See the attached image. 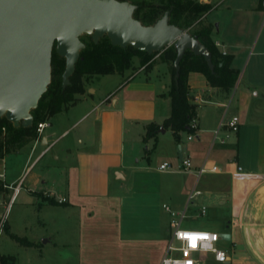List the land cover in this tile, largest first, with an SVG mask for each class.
<instances>
[{"label": "crops", "instance_id": "0c3cea01", "mask_svg": "<svg viewBox=\"0 0 264 264\" xmlns=\"http://www.w3.org/2000/svg\"><path fill=\"white\" fill-rule=\"evenodd\" d=\"M194 1L210 4L214 9L224 0ZM258 9L263 11L262 0L259 2ZM208 13L203 19L207 21L206 23H212L208 20ZM212 39L214 42H221L213 37ZM221 43L223 46L218 48L219 51L224 50L232 55L227 46ZM153 60V65L147 67L140 64V58L135 57L133 67L137 68L136 74L110 91L107 90L98 95V89H91L93 90L91 93L89 87L84 94L76 95L77 100L74 104L68 105L48 120L49 126L45 128L42 136L20 150L29 147L27 160L21 172L24 168L28 172L26 185L30 194L23 200V205H37L39 211L59 206L84 209L101 201L108 204L110 213L118 210L122 213V200L139 199L132 197L131 192L126 194V188L121 186L127 180L125 171L134 168L131 163L135 156L134 136L142 135L143 140L148 124L155 123L162 126L172 112L171 99L167 95L172 84L170 66L160 61L159 55ZM141 72L145 74V78L136 80V76ZM189 86L193 102L198 105L196 120L198 131L195 141L201 145L202 149L208 143L213 148L216 145L213 144L214 131L226 117L231 104L232 98H229V95L235 96L237 92H232L234 88L230 92H223L211 87L206 77L198 72L189 74ZM253 95L258 96L259 92L243 91L238 96L237 111L241 123L237 132L238 142L241 141V128L247 123ZM226 99L229 101L227 102ZM206 109L209 110L206 111ZM217 110H221V113L219 114ZM260 111L261 108L256 109V112ZM79 125L77 134L67 143L60 144L70 135L69 131ZM263 128L260 126L257 129L252 159L247 167L241 165L239 149L236 154L223 152L224 148L220 147L228 145V142L218 144L220 147L212 158L207 151L205 153L196 151L199 146L185 151L184 146L180 145L182 157H189L192 160L194 170L203 166L208 169L215 167L216 170L203 174L199 180L195 171L166 172L174 181L164 187L168 205L174 211H185L186 217L193 214L216 216L222 223L226 222L227 230L222 233L231 234L232 241L238 238V233L244 225H264ZM168 131L171 130L165 129V132H162L160 129L155 137L146 142L157 140L159 135ZM169 147V157L176 158L177 166H179L181 161L179 153L175 152L172 144ZM229 151L232 152V148ZM0 160L3 161L4 158ZM239 167L242 169L239 170ZM205 177L208 180L203 182L204 185L201 188L200 181ZM4 178L5 174L0 179L9 184ZM19 178H21L20 175L17 179ZM113 181L121 184L118 190L111 187ZM195 189L201 191L198 196L204 193L208 197L214 195L212 205L209 207L205 204L198 205V196L193 203L189 202V196ZM55 190L62 193L59 199L62 197L67 199L64 204H60L59 199L57 200ZM9 195L10 191L7 198L3 197L4 200L9 199ZM48 197H54L59 203L50 204ZM142 197L147 203H144L143 217L139 218L138 215V220L133 218L136 222L135 227L132 226L133 230L126 232L119 229L112 235L101 237L98 242L95 239L82 241V256H85L84 250L96 249L100 253V256H92V252L89 251L82 259L83 264H160L171 236L172 217L162 206L166 203L160 205V202L155 199L158 196ZM203 207L206 208L205 214H202ZM162 211L165 213V220H163ZM195 224L198 223L182 227L181 221V227L184 229L215 231L209 228L203 229ZM204 258V264H217L206 256ZM231 260L233 261L232 257Z\"/></svg>", "mask_w": 264, "mask_h": 264}, {"label": "rangeland", "instance_id": "374dc122", "mask_svg": "<svg viewBox=\"0 0 264 264\" xmlns=\"http://www.w3.org/2000/svg\"><path fill=\"white\" fill-rule=\"evenodd\" d=\"M132 1L142 2L143 4L166 2V0ZM259 2L260 0H224L217 8L212 9L207 16L208 20L215 25L212 37L223 42L228 51L232 52L233 66L239 70L237 84L232 90V92L237 93L235 96L229 95V98L232 99L224 120L227 122L233 116H238L237 108L240 92H259L258 96L253 95L247 123L241 128V141L238 142L236 132H230L228 145L220 147L216 144L211 148L210 143H208L202 149L201 145H198L195 141L197 133L183 132L180 143L175 141L171 131L162 133L157 140L153 139L146 143L143 142L142 135H135L133 140L136 142L133 150L135 156L131 162L134 168L125 171L127 180L122 185L113 181L111 186L114 190H118L119 185H121L127 190V193H123L128 194L131 192L132 197L139 198L136 200L132 198L122 200V213H119L118 210L111 212V214L107 208L108 204L101 201L84 209L59 206L39 211L37 205L22 204L26 196L30 194L27 188L23 189L6 215L5 224L0 235V264H83L82 259L90 250H84L85 256H82V241L95 239L98 242L101 237L112 235L119 229L126 232L131 230L132 226L135 227L134 224H136L133 218L136 220L141 218L144 212V203H147L146 200L142 199V196H158L155 199L160 202V205L163 203L168 204L164 187L174 181L171 175L166 173L170 171H161L158 168L164 161L170 162L174 168L178 167L177 159L169 157L170 144L173 145V149L177 154L179 153V145L184 146L185 151L192 148L196 149V146H199L196 151L199 153L207 151L210 158L214 157L219 147L224 148L223 152H234L235 154L239 149L241 165L248 166V162L252 159L254 140L257 139V129L260 126L264 127V12L258 9ZM206 22L203 19V23ZM197 23L198 21L184 29L194 31L197 28ZM81 38L86 44L90 42L88 35H83ZM141 60L143 61L144 58L140 59V64L144 65ZM126 71L124 76L114 73L107 76L84 77L85 88L90 87L89 92L91 93H93L91 89H98V95L104 91H110L118 84L124 83L125 80L133 77L137 68L132 66ZM93 78H95L94 81ZM143 78H145L143 72L136 76V80ZM257 108H261V111L256 112ZM217 112L220 114L221 110H217ZM79 128L80 125L77 128H72L69 131L71 132L70 135L64 138L60 144L67 143L77 134ZM189 135H194V141L188 140ZM231 148L232 152L229 151ZM28 152L29 147L18 153L8 154L3 161L0 160V172L5 174L4 180L7 183L11 184L19 175L26 179L28 175L26 168L23 172L21 171L27 160ZM206 180L208 178H202L199 187L202 188L203 182ZM54 193L57 200L62 195L57 190ZM8 194L9 191L2 193L1 196L7 198ZM5 201H8V199ZM213 201L214 195L208 197L204 193L197 197L198 205L205 204L209 207ZM2 211L4 210L0 207V214L3 213ZM162 212L163 220H165V213ZM191 223H198L195 225L201 226L203 229H213L218 233L227 230L226 222L222 223L212 214L188 216L182 220V227L191 225ZM233 241L226 240L218 243V247L228 251L233 258L231 264H264V225H244L238 233V238ZM90 252H92V256H100L96 249L94 251L91 249ZM203 256L208 257L210 261L213 260L211 255L204 254Z\"/></svg>", "mask_w": 264, "mask_h": 264}, {"label": "water", "instance_id": "95a60500", "mask_svg": "<svg viewBox=\"0 0 264 264\" xmlns=\"http://www.w3.org/2000/svg\"><path fill=\"white\" fill-rule=\"evenodd\" d=\"M135 10L132 2L119 0H0V119L5 117L15 127L33 125L32 110L51 83L53 51L66 60V88L86 47L83 35L95 43L107 36L113 46H133L149 55L174 45L176 79L186 50L202 55L214 70L208 48L170 23V11L145 26L134 17ZM178 152L182 158L180 145ZM221 237L230 240L231 234Z\"/></svg>", "mask_w": 264, "mask_h": 264}, {"label": "trees", "instance_id": "16d2710c", "mask_svg": "<svg viewBox=\"0 0 264 264\" xmlns=\"http://www.w3.org/2000/svg\"><path fill=\"white\" fill-rule=\"evenodd\" d=\"M130 1V0H119ZM136 5L134 17L143 25L151 26L166 11H170V23L179 28H187L191 24L197 23L194 31H188L192 36H196L209 50L214 70L208 66L202 55H195L193 51L186 50L180 63L181 69L178 79L176 70L173 66L177 56L174 45L166 48L161 53L149 55L145 51L135 49L133 46L121 48L113 46L107 36L102 37L98 43L90 37V42L85 43L86 47L80 53V59L76 64L74 74L70 78V84L63 88L62 75L66 67L65 58L60 57L56 51L52 55V78L51 83L39 101L38 107L32 110L34 118L33 125L15 127L5 117L0 119V159L12 153H18L24 146L39 138L37 126L40 122L49 120L51 117L61 112L70 104L76 102V95L86 92L84 77L105 76L109 74H124L133 66L135 57L144 58L143 64L151 67L154 57L159 54L160 61L170 66L172 73V84L167 93L171 99L172 112L162 126L151 123L146 126L144 142L155 137L161 127L170 129L176 142L180 143L183 132L189 134L197 133L192 128V123L197 120L198 105L193 102L190 94L189 74L191 72L202 73L209 85L220 89L223 92H230L235 88L239 70L232 66L233 56L223 55L216 47L211 34L214 30L212 23H203V17L212 9L210 4H201L194 0H166L159 4H143L142 2L130 1ZM82 39V38H81ZM84 42V41H83ZM5 182L0 179V195L7 191L4 187ZM50 204H58L54 197H48ZM61 204V203H60ZM64 204V203H63ZM20 239L17 236H14Z\"/></svg>", "mask_w": 264, "mask_h": 264}, {"label": "built area", "instance_id": "2783aa9c", "mask_svg": "<svg viewBox=\"0 0 264 264\" xmlns=\"http://www.w3.org/2000/svg\"><path fill=\"white\" fill-rule=\"evenodd\" d=\"M262 8L264 11V0H262ZM264 26V20H263ZM216 47H222L221 42H215ZM223 55H227L226 51H222ZM240 119L238 116H233L229 121H225L224 119L220 122L218 128L214 131V140L213 144H226L229 137L230 132H238L240 127ZM49 126V122L44 121L40 122L37 126V132L39 137L42 136L45 128ZM192 128L198 131V126L196 121L192 123ZM194 138V135H189L188 139L191 140ZM159 170L161 171H185V172H193L195 171L197 180L203 174L208 172H214L216 170L215 167L208 169L205 166L199 168L198 170H194L193 162L189 157H182L180 164L177 168H174L170 162H163L160 164ZM175 169V170H174ZM178 169V170H176ZM242 168L239 167V170ZM0 177L3 178L4 174H0ZM4 187L10 191L8 201H5L3 196L0 195V207L3 208V213L0 214V235L2 233L6 215L10 211L12 204L15 202L17 196L20 192L27 188L25 177H21L16 182L12 184H4ZM201 193L200 190L195 189L189 196V202L194 201L195 197ZM67 201L66 198L62 197L59 199L61 204ZM163 208L171 215L172 220L170 223L171 228V236L168 241L165 254L160 262V264H204L205 258L204 254L211 255L213 260L219 264H230L231 256L228 251L221 249L218 247V243L221 241H226L221 237V234L215 231L210 230H202V229H184L181 227V221L186 217L185 211L177 212L174 211L168 204H164ZM206 213V208H202V214ZM191 235H197L200 237L197 240V246L192 248L191 246ZM207 236V239L203 237ZM228 241V240H227ZM223 254V259H218V254Z\"/></svg>", "mask_w": 264, "mask_h": 264}, {"label": "clouds", "instance_id": "9594fccd", "mask_svg": "<svg viewBox=\"0 0 264 264\" xmlns=\"http://www.w3.org/2000/svg\"><path fill=\"white\" fill-rule=\"evenodd\" d=\"M200 237H198L197 235H191L190 236V240H191V246L192 248H195L197 246V240L199 239ZM204 239H207V236H204L203 237ZM218 259H223V254H218Z\"/></svg>", "mask_w": 264, "mask_h": 264}]
</instances>
